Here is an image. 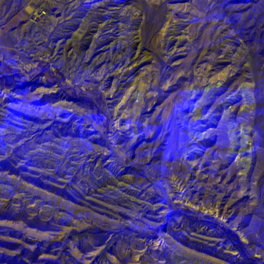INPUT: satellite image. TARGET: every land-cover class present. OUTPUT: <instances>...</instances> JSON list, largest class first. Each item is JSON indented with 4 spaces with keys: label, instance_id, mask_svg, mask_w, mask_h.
Here are the masks:
<instances>
[{
    "label": "rangeland",
    "instance_id": "obj_1",
    "mask_svg": "<svg viewBox=\"0 0 264 264\" xmlns=\"http://www.w3.org/2000/svg\"><path fill=\"white\" fill-rule=\"evenodd\" d=\"M0 264H264V0H0Z\"/></svg>",
    "mask_w": 264,
    "mask_h": 264
},
{
    "label": "bare ground",
    "instance_id": "obj_2",
    "mask_svg": "<svg viewBox=\"0 0 264 264\" xmlns=\"http://www.w3.org/2000/svg\"><path fill=\"white\" fill-rule=\"evenodd\" d=\"M179 44V43H178ZM66 46V45H65ZM103 50H105V49H108V47L107 46H105L104 48H102ZM182 50V48L181 49H175L174 50V52L173 53H176L177 51H179V53H180V51ZM93 52H97L98 50H96V49H93L92 50ZM101 51V50H100ZM141 51V50H140ZM178 53V54H179ZM105 54H107V56L109 57L108 59L110 60V59H112V57L110 56V51H108V53L107 52H104V53H101L100 55H98L97 57H95V59L94 60H92L94 63H99V62H101L102 60L104 61L105 59H106V56H105ZM109 54V55H108ZM173 55H175V54H173ZM116 56V55H115ZM89 57V56H88ZM136 59L137 58H140L139 57V52L137 53V56L135 57ZM113 60H114V58H113ZM129 60H131V59H129ZM145 60V57H142V59L140 58V60H138V63L139 62H143ZM118 64V63H117ZM112 65V64H111ZM110 65V66H111ZM18 124H21V123H18ZM223 199V198H222Z\"/></svg>",
    "mask_w": 264,
    "mask_h": 264
}]
</instances>
